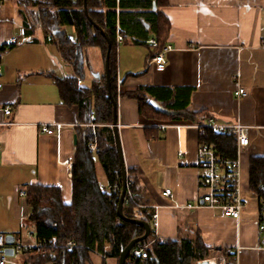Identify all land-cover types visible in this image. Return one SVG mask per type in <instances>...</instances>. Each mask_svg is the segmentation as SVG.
I'll return each mask as SVG.
<instances>
[{"label": "crops", "instance_id": "1", "mask_svg": "<svg viewBox=\"0 0 264 264\" xmlns=\"http://www.w3.org/2000/svg\"><path fill=\"white\" fill-rule=\"evenodd\" d=\"M46 2L0 0V46L16 39L0 54V123L9 122L0 125V232L24 242L35 237L26 235L31 232L25 225L30 208L20 191L34 183L59 186L63 202L71 203L72 165L61 161L73 162L77 127L85 125L78 107L63 104L54 84L53 77L64 78L75 70L38 22ZM152 11L160 12L159 20L167 22L168 28L154 34L140 20L146 34H129L119 42L116 111L126 170L134 171L148 209L156 214L153 233L161 239L197 234L213 252L232 253L234 264H264L259 198L249 190V159L264 156V0H166ZM65 30L75 39L73 27ZM158 34L171 47L162 71L151 61L154 49L147 42ZM89 47L94 46L81 49L82 71ZM95 48L102 60L101 74L104 60ZM91 66L92 73L100 71L99 66ZM147 86L191 88L190 111H203L217 124L247 126L249 142L240 153L239 183L245 205L238 219L219 209L186 207L201 205L205 192L206 170L197 154L199 133L186 120L141 113L137 99L126 94ZM239 87L244 88V96H237ZM146 99L161 108L159 101L147 95ZM8 105L12 110L6 115L2 109ZM41 123L64 126L58 137L42 133ZM98 175L106 190L101 168ZM166 188L170 197L163 195Z\"/></svg>", "mask_w": 264, "mask_h": 264}, {"label": "trees", "instance_id": "2", "mask_svg": "<svg viewBox=\"0 0 264 264\" xmlns=\"http://www.w3.org/2000/svg\"><path fill=\"white\" fill-rule=\"evenodd\" d=\"M85 2L87 13L83 9L84 0H48L38 16V22L45 34L53 39L61 57L74 66L73 74L53 79L61 102L67 106L76 105L79 119L85 125L77 127L78 140L71 172V203L63 202L59 186L34 183L25 187L24 198L30 208L26 221L34 226L36 240L50 243L43 253H25V259L31 264H93L91 256L94 254L101 257L100 264H108L109 259L117 264L121 249L144 233L143 227L138 224L121 219L117 221L121 175L112 129L114 105L108 93L104 71L98 78H92L89 87L82 82L79 84L77 80L83 78L81 49L84 46L98 47L105 61L108 48L104 35L88 20L89 16L110 41L109 85L116 101V54L119 44L116 35L120 33L123 38L138 32L146 34L140 20L148 23L154 34L157 31L165 32L167 22L163 19L160 22V12L152 11V8L166 4V0ZM65 27L74 28L75 39L68 36ZM153 38L158 43V48L152 52L154 55L166 43L159 34ZM2 52L3 47L0 48V54ZM190 94L191 88L187 87L147 86L126 95L135 97L139 111L152 117L182 119L190 123L208 118L209 115L203 111L192 112L188 109ZM146 95L159 101L161 110L155 109ZM93 140L96 141L94 152L89 149ZM199 140L212 144L220 156L228 159L236 156V138L229 129L218 131L206 128ZM98 168L104 173L108 185L106 190L100 186ZM126 172L129 186L123 214L151 223L152 211L146 205L144 189L132 169ZM249 190L259 200H264V156H252L249 159ZM70 242L74 246L68 251ZM135 246L144 247L146 257L129 253L125 264H195L197 260L209 258L212 252L197 234L190 238L161 239L154 235L152 227L148 238ZM223 256L227 264H234L232 253L223 251Z\"/></svg>", "mask_w": 264, "mask_h": 264}, {"label": "built area", "instance_id": "3", "mask_svg": "<svg viewBox=\"0 0 264 264\" xmlns=\"http://www.w3.org/2000/svg\"><path fill=\"white\" fill-rule=\"evenodd\" d=\"M117 42L123 40L122 35L117 33ZM152 48L155 50L158 48V43L154 38L147 41ZM16 43L15 38H11L8 42L0 46L7 50L11 48L12 45ZM171 50V47L167 44L163 45L160 50H158L151 58V61L155 64L157 70L162 71L166 66L165 54ZM2 72V65L0 64V74ZM77 82L81 84V80L78 79ZM2 83H0V87ZM237 96H244L245 90L239 87L236 91ZM12 107L5 106L2 111L8 115L11 113ZM9 124V122L0 123V125ZM64 125L61 123H41L39 125L40 131L48 135H60L61 129ZM188 126L195 127L199 133V137L204 134L206 128H212L218 131H224L229 129L236 138V156L233 159H228L220 156L214 146L210 143L202 142L199 140L197 154L200 162L204 166L206 172L202 177V183L205 188V192L201 197L200 204H187V208H197L199 206H205L210 209H219L221 213L225 216L238 219L241 215V210L245 205V201L240 194L239 183H240V153L241 149L248 145L249 139L246 133L247 126L240 123H235L232 125H222L217 124L212 118L208 117L203 121H197L194 123H189ZM1 149V147H0ZM90 151L94 152L96 149V141L93 140L89 145ZM63 165H72L71 159H65L61 161ZM129 183L127 182V188ZM20 196L25 197V190L20 191ZM163 195L170 197L171 190L166 188L163 190ZM178 207V206H177ZM119 217L117 221L119 222ZM156 214L152 215L151 227L156 225ZM258 229L264 235V200H259L258 206ZM27 237H34L32 232L26 233ZM5 234L0 232V264H31L25 259V253L27 252H37L43 253L49 246L50 243L45 240H36L34 238L33 242H24L20 237L13 238V241L6 242ZM74 246L73 242H70L68 251L72 250ZM10 248L12 253L7 254L5 250ZM130 253L134 256L146 257V252L142 246H134ZM206 260L209 263L211 260L215 264H227L223 256L218 259L214 257H209L207 259L197 260L195 264L200 261ZM206 263V264H207ZM52 264V263H47Z\"/></svg>", "mask_w": 264, "mask_h": 264}, {"label": "water", "instance_id": "4", "mask_svg": "<svg viewBox=\"0 0 264 264\" xmlns=\"http://www.w3.org/2000/svg\"><path fill=\"white\" fill-rule=\"evenodd\" d=\"M83 9L85 11V13H87V6H86V2L84 0V6ZM88 20L93 24V26L98 29L105 37L107 44H108V48H107V52H106V56H105V61H104V74L106 76V86L108 89V93L109 96L113 102L114 105V120L112 123V129H113V135H114V142H115V147H116V152L118 155V160H119V167H120V175H121V192H120V196H119V200H118V205H117V216L123 220V221H127V222H132L135 224H138L140 226L143 227L144 229V233L139 236V237H135L133 238L124 248L121 249L120 254H119V258H118V262L117 264H125L126 258L128 257L131 249L139 242L145 240L148 238L150 232H151V225L149 222L143 220V219H139V218H128L123 214V204H124V199H125V194L127 192V172H126V167L124 164V160H123V154H122V149H121V143H120V139H119V134H118V128H117V111H116V101L113 99L111 91H110V85H109V64H108V59H109V52H110V41L109 38L107 36V34L105 32H103L92 20L89 16H87ZM94 78H98L100 76L99 72L96 73H92ZM154 108L155 106L153 105V102H149ZM157 110H161L158 108H155ZM74 141L76 143V136H74ZM5 240L6 242H11L13 241V237L11 235H6L5 236ZM5 252L7 254H11L12 251L10 248H7L5 250ZM207 261L203 260L198 262L197 264H206Z\"/></svg>", "mask_w": 264, "mask_h": 264}, {"label": "rangeland", "instance_id": "5", "mask_svg": "<svg viewBox=\"0 0 264 264\" xmlns=\"http://www.w3.org/2000/svg\"><path fill=\"white\" fill-rule=\"evenodd\" d=\"M47 8H48V10L50 9L51 11H53V9H51L50 7H47ZM87 49L88 50L85 53V58L83 61V72H82V74L84 76V78H83L84 85L89 87L92 83V77H93L92 71H91L93 68L91 66V63L99 66V70H100V71H93V72H102V66L103 65H102V60L100 57L99 50L95 47H89ZM25 225L27 226L28 230H30L32 233L34 232V226L33 225L29 224V222H27V221L25 222ZM221 256H222L221 254L212 251L210 253L209 257H214V258L218 259ZM92 259H93V262L95 264L100 263V261L96 255H93Z\"/></svg>", "mask_w": 264, "mask_h": 264}, {"label": "bare ground", "instance_id": "6", "mask_svg": "<svg viewBox=\"0 0 264 264\" xmlns=\"http://www.w3.org/2000/svg\"><path fill=\"white\" fill-rule=\"evenodd\" d=\"M207 264H215V263H214V261H213V260H211V261H210L209 263H207Z\"/></svg>", "mask_w": 264, "mask_h": 264}]
</instances>
